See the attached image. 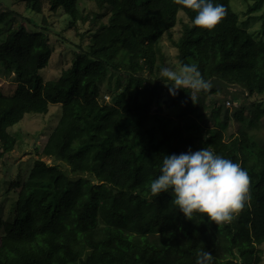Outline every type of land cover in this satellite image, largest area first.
I'll return each instance as SVG.
<instances>
[{
    "label": "trees",
    "instance_id": "trees-1",
    "mask_svg": "<svg viewBox=\"0 0 264 264\" xmlns=\"http://www.w3.org/2000/svg\"><path fill=\"white\" fill-rule=\"evenodd\" d=\"M15 1L40 15L46 6L49 13L63 11L68 28L87 20L82 2L93 3L102 15L91 12L96 29L81 34L83 40L89 35L88 43L77 47L58 78L45 81L41 71L52 54L48 20L42 17L43 26L33 27L17 10L7 5L0 10V74L13 75L17 84L12 94L0 92V158L20 148L19 133L12 130L25 117H45L52 105L62 106L46 142L34 147L38 159L29 175L10 186L17 198L13 221L0 216V264H195L198 250L210 252L212 264H260L264 41L247 30L233 0H214L227 14L212 30L194 26L195 12L175 0ZM263 2L257 0L246 14ZM181 12L187 21L174 39ZM165 34L178 63L195 64L210 82L193 101L190 90L173 96L169 82L159 80ZM108 78H115L110 102L102 95ZM234 85L248 104L235 117L254 129L228 136V122L220 116L224 108L216 101L211 125H203L204 98ZM165 92L167 112L160 103ZM249 108L254 117L247 120ZM202 147L240 163L250 177V198L231 222L217 225L203 214L190 220L171 204L170 191L154 196L149 190L163 155Z\"/></svg>",
    "mask_w": 264,
    "mask_h": 264
},
{
    "label": "rangeland",
    "instance_id": "rangeland-1",
    "mask_svg": "<svg viewBox=\"0 0 264 264\" xmlns=\"http://www.w3.org/2000/svg\"><path fill=\"white\" fill-rule=\"evenodd\" d=\"M257 0H233V10L240 15L241 21H248L246 28L252 33L254 39L264 41V2L260 5L258 10L251 14H246L248 9ZM11 7L22 13L25 17L32 20V26H43V19H47L49 24L50 39L52 43V54L50 57V63L48 67L41 71V75L45 81L54 80L59 77L62 70L68 68L71 65L75 54L79 52L77 48L79 45L87 44L89 35L83 40L81 34L88 31H93L96 27L92 26L89 15L91 12L99 13L96 6L93 3L82 2L80 4V11L83 17L87 20L83 23L78 21L76 28H68L69 17L60 11L57 14L49 13V6L45 7V13L40 15L34 13L30 9H26L23 4L18 3L15 0H0V10H6L5 6ZM105 20V18H104ZM182 20L187 21L186 16L181 12L179 13L178 26L173 29L172 37L177 39L182 31ZM26 23V21H24ZM25 24L27 28H30V24ZM98 27V24H97ZM163 57L165 58L163 67L177 68L179 66L177 60L178 51L171 44L170 34H165L163 40L160 43ZM14 76L3 77L0 74V92L8 95L12 94L17 87V84L13 82ZM115 78L110 80L109 78L102 84V95L106 102H110L109 90L114 87ZM223 93L218 95H209L204 98L207 110L205 111V120L203 125H211L212 105L216 101L220 106H223L221 112V119L228 122L227 135H238L243 129H254L248 125H244L240 119L235 117V113L245 104L244 96L236 89V86H230V88H223ZM234 97L243 98L242 101L233 100ZM170 100V94L165 92L160 103L164 111L167 112L165 101ZM248 105V104H247ZM62 106L52 105L50 113L47 116L29 115L25 117L19 125L12 130L18 134V142H20V148L13 150L11 153L0 158V216L6 221H13L14 219V200L17 198V193L9 191L12 182L17 177L21 176L22 179L26 178L30 170L35 164V160L38 159V155L35 154L34 147L37 145L39 149L47 139V136L51 133L53 128L57 125L60 118ZM157 109V108H156ZM29 117V118H28ZM254 117L253 111L249 108L244 111V118L249 120ZM257 125V123H256ZM260 127V137H264V117L258 123ZM255 131V130H252ZM256 132V131H255ZM49 164L54 163V160L43 158ZM9 191V192H8ZM6 192V193H5ZM1 232V231H0ZM1 235V234H0ZM262 250V261L260 264H264V245L260 247Z\"/></svg>",
    "mask_w": 264,
    "mask_h": 264
},
{
    "label": "clouds",
    "instance_id": "clouds-1",
    "mask_svg": "<svg viewBox=\"0 0 264 264\" xmlns=\"http://www.w3.org/2000/svg\"><path fill=\"white\" fill-rule=\"evenodd\" d=\"M183 8L195 12L191 23L201 29H214L227 14L226 7L214 0H175ZM161 81H168V91L190 90V98L207 91L210 82L195 64L180 63L177 68L162 67ZM250 177L240 163L216 154L210 147L179 154L163 155L160 174L149 183L152 195L171 192L179 212L190 219L203 214L217 225L231 222L245 205L249 196ZM214 257L198 250L195 264H212Z\"/></svg>",
    "mask_w": 264,
    "mask_h": 264
},
{
    "label": "water",
    "instance_id": "water-1",
    "mask_svg": "<svg viewBox=\"0 0 264 264\" xmlns=\"http://www.w3.org/2000/svg\"><path fill=\"white\" fill-rule=\"evenodd\" d=\"M234 86H237V85H234Z\"/></svg>",
    "mask_w": 264,
    "mask_h": 264
}]
</instances>
